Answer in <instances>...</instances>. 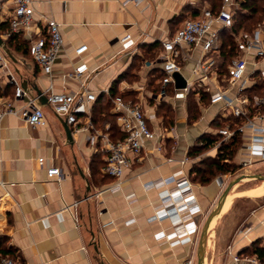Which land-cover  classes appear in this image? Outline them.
<instances>
[{"label": "crops", "instance_id": "1", "mask_svg": "<svg viewBox=\"0 0 264 264\" xmlns=\"http://www.w3.org/2000/svg\"><path fill=\"white\" fill-rule=\"evenodd\" d=\"M205 4L202 0H33L38 27L33 36H47L46 19L59 22L63 33L64 42L51 73L44 72L31 54L9 45L5 31L0 33L5 40L0 54L6 60V64L0 61V101L14 98L16 85L10 81L11 75L18 84L27 81L30 88L37 85L43 93L77 91L86 82L97 96L89 113H78L79 129L70 126L73 142L67 140L58 114L48 103H40L47 118L45 126L33 128L16 114L2 118L0 260L10 257L23 264H183L190 258L199 231L221 193L241 174L219 173L208 183L190 175L197 159L189 155L190 147L200 144L202 135L216 134L221 123L227 121L222 103L212 104L211 95L218 89L229 96L236 94L226 78L221 49L218 72L210 75L203 90L192 91L185 101H175L171 96L177 86L172 83L167 86V96H160L162 74L157 59L163 51L162 42L187 19L185 15L192 9L200 14ZM12 9L10 0H0V24L8 20ZM126 34L134 40L128 49L120 41ZM153 43L156 46L148 53ZM84 44L88 49L77 54L76 48ZM200 56L201 49L195 46L185 48L184 57L179 59L182 79L193 82L195 87L198 75L193 70ZM147 61L153 64L147 67ZM82 63L87 65L83 75H70ZM258 67L264 69V62ZM252 69L250 65L249 71ZM127 72L130 75L121 77ZM256 77H251L249 86ZM152 81L158 86L156 91ZM112 87L117 89L115 95L141 104L147 114L155 113L149 125L163 134L161 149L154 148L156 141L148 142L152 152L134 160L116 191L107 189L114 180L103 174L102 134L118 141L125 133L116 120L114 130L92 122L93 107L100 96L102 102H111L110 112L115 119ZM26 92L37 97L32 89ZM192 100L199 111L197 119L190 122ZM14 103L20 107L24 100L14 99ZM162 104L170 105L175 116L166 118V106ZM258 113L252 108V115ZM90 123L91 128L87 127ZM259 123L264 130V119ZM248 133L252 135H239L241 143L234 161L241 166V159L248 156L251 163L245 171L264 174V155L251 153L249 143L254 133L251 129ZM215 146L209 148H214L211 156L216 155ZM185 157L189 160L183 164ZM40 158H44L42 165ZM52 166L62 171L61 180L48 177L47 169ZM97 167L99 173L95 172ZM185 178L192 182V194L184 202L187 205H164L162 196L175 192ZM249 180L232 188L217 222L222 264H233L236 254L245 256L244 250L256 239L264 244V203L240 221L233 217L240 199L264 195L257 194L261 186L239 189ZM164 211L169 215L161 216ZM176 223L185 231L174 236Z\"/></svg>", "mask_w": 264, "mask_h": 264}, {"label": "built area", "instance_id": "2", "mask_svg": "<svg viewBox=\"0 0 264 264\" xmlns=\"http://www.w3.org/2000/svg\"><path fill=\"white\" fill-rule=\"evenodd\" d=\"M129 1L139 3L142 0ZM10 2L13 9L8 16L9 29L5 32V37L18 34L29 40L31 56L44 72L51 73L53 64L64 42L60 23L52 19H46L47 36L36 38L33 36V32L38 27L34 18L33 0H10ZM238 7L239 0H222V6L219 10H213L210 4L206 3L197 17L185 19L173 35L162 42L163 51L157 59L162 74L161 97L167 96V86L169 84L176 85L174 74L176 72L181 74L182 66L179 59L181 56L184 57L185 48L191 49L195 46L201 49V56L193 70V73L198 75L197 87L194 86L193 82L186 79L185 87H176L171 98L175 101H185L192 91L204 89L210 75L218 72L221 35L223 31L233 27L234 12ZM234 39L239 46L240 53L232 57L227 63L225 74L230 87L236 89V94L235 96H229L226 91L218 89L211 95L210 102L212 104L222 103L225 114L240 118L241 123L235 128L222 127L218 130V133L222 135V140L229 141L236 133L243 137L252 135L248 133L251 129L254 133L252 141L249 143L251 153L264 155V130L259 123L264 119V94L249 97L245 92L253 75L260 73L264 77V69L258 67L260 62H264L263 30L258 28L252 33L242 30L234 34ZM120 41L125 49L132 47L134 44L131 34H126ZM87 49L88 46L84 44L76 48V53L81 55ZM0 61L6 64L5 57L2 54H0ZM152 64L153 62H146L147 67ZM250 65L253 66L251 71H249ZM86 69L87 65L82 63L70 75L79 78ZM10 81L16 85L14 98H6L0 101V122L7 114H16L24 118L33 128L45 126L47 118L44 109L40 105L39 97L30 96L12 75ZM44 94H46L48 104L53 111L63 116L68 124L75 127L76 130L79 129L78 124L80 122L78 113L80 111L89 113L92 103L97 99L96 94L88 89L86 82H82L81 88L77 91H50ZM14 99L24 100V104L17 107ZM252 108L257 109L259 113L252 115ZM113 111L119 128L125 133V137L122 140L113 141L107 135L102 134L105 139L103 172L114 180L113 184L108 186L107 189L116 191L120 188L125 170L132 166L134 160L152 152V149L148 148V142L156 141L154 148L161 149L163 134L158 133L149 125L148 120L154 118L155 113L147 114L141 104L126 100L121 94L115 95L113 98ZM87 127L91 128L92 124L90 123ZM170 130L175 132L172 126H170ZM259 132L262 133L260 137ZM174 137L177 138L176 134ZM188 160L189 158L185 157L181 162L184 164ZM39 163L42 165L44 158H40ZM240 163L242 166H247L251 163V158L248 156L243 157ZM47 175L49 178L57 180H61L64 176L57 166L48 168ZM167 182L168 180L165 179L164 184ZM191 194L192 182L185 178L183 182L178 184L175 192H168L167 195L162 196L163 204L167 205L174 202L175 204L181 203L180 205L185 207L187 204L184 202L188 200ZM160 215L168 216L169 214L164 211ZM183 229L180 223H176L174 236L183 233L185 231ZM167 237L172 236L168 235ZM241 261H245L246 264H264L254 255H234L233 264H240ZM0 264L23 263L10 257H4L0 260ZM183 264H194V262L190 257Z\"/></svg>", "mask_w": 264, "mask_h": 264}, {"label": "trees", "instance_id": "3", "mask_svg": "<svg viewBox=\"0 0 264 264\" xmlns=\"http://www.w3.org/2000/svg\"><path fill=\"white\" fill-rule=\"evenodd\" d=\"M208 4H210L213 10H219L222 6V0H202ZM192 15L197 17L199 15V11L194 9L192 11ZM183 16H179L177 18H181ZM192 17V18H194ZM179 28V27H178ZM177 28V29H178ZM261 28L264 31V0H239V7L234 12V25L231 29H227L222 32L221 35V55L223 56V66L225 69L227 63L231 60L232 57L239 55L240 50L237 42L234 39V34L240 31H246L249 33L254 32L256 29ZM9 29V22H3L0 24V33L2 31H7ZM7 41L9 45H14L16 49L23 50L24 53L30 54V42L27 39H24L22 35H12L7 37ZM156 46V43L150 44L148 47V53L152 52V48ZM130 75V72L123 74L121 77H125ZM160 76V75H159ZM158 76V77H159ZM254 84L247 87L245 92L249 97H253L254 95H262L264 92H260V89L264 87V77L260 75V73L256 74ZM155 91L158 86L152 81V85ZM115 88L112 87L111 93L115 95ZM102 96L98 98L93 107L92 112V122L96 125L98 124L101 128H104L109 124V129H116V120L113 118L114 114H112L108 107H110L111 102L108 100L106 102H102ZM190 108V119H196L198 117V108L195 102L189 104ZM162 106H166L164 109V114L166 118L171 119V106L162 104ZM170 115V116H169ZM193 119V120H194ZM227 120L225 123L229 125L231 128H235L240 122V118H233L232 116H228L225 118ZM171 122V121H170ZM223 127V126H222ZM201 143L195 144L190 147L189 155L197 156L204 150L209 149L212 146L217 145V152L215 156H212L211 163L205 168L202 165H206L204 160H200L198 164H194L190 170V175L194 177L195 180H199L202 183L210 182L216 175L219 173H236V171L241 167L240 164H237L234 159L236 153L239 149L241 140L239 135L236 133L233 138L229 141L222 140V135H220L217 131L216 134H204L200 138ZM102 163V160L100 161ZM105 164V162H104ZM95 172L99 173L100 168H95ZM104 174V173H103ZM105 175V174H104ZM107 176V175H105ZM245 255H254L258 257L262 262H264V244L261 239L254 240L250 246H248L245 250Z\"/></svg>", "mask_w": 264, "mask_h": 264}, {"label": "water", "instance_id": "4", "mask_svg": "<svg viewBox=\"0 0 264 264\" xmlns=\"http://www.w3.org/2000/svg\"><path fill=\"white\" fill-rule=\"evenodd\" d=\"M5 43L4 38L0 35V47L3 46ZM10 57L12 58L13 56L10 55ZM175 79H176V86L179 88L185 87L186 82L185 80L182 79V76L179 72H176L174 74ZM22 86L24 88L25 91H30V89L34 90L37 93V96L39 97V102L41 104H46L48 103L47 101V96L46 94L43 93V91L37 86H33L32 88L29 87L28 82L24 81L22 83ZM65 133H66V138L68 141L73 142V134H72V130L70 125L68 124L67 120L63 117L58 115ZM246 179H261L264 180V174H260V173H254V172H245L243 174H240L239 176L233 178L225 187V189L223 190V192L221 193L218 201L216 202L215 206L213 207V209L211 210V212L209 213L206 221L204 222L201 232H200V237H199V241H198V246H197V264H207L206 261V249H207V244H208V237L209 234L211 232V230L216 226L222 210L224 208V205L230 195V192L232 190V188L246 180Z\"/></svg>", "mask_w": 264, "mask_h": 264}, {"label": "rangeland", "instance_id": "5", "mask_svg": "<svg viewBox=\"0 0 264 264\" xmlns=\"http://www.w3.org/2000/svg\"><path fill=\"white\" fill-rule=\"evenodd\" d=\"M192 11H194V9L191 10V12L188 15H185V17H194L192 15ZM260 92H264V87L260 89ZM109 110H111V107H108ZM165 109V108H164ZM169 114L171 116H175L176 112L173 109L172 112H169ZM194 119V118H193ZM190 120V122L196 120ZM108 125H106V128L108 129ZM221 126L225 127L227 126V123H221ZM110 127V126H109ZM214 148L211 149H207L204 150L203 152H201L200 154L197 155V159L195 161L194 164H198V162L200 160H204L206 165H202L203 168L207 167L210 163H211V153L213 152ZM193 164V165H194ZM247 166H242L237 170V174H243L245 173V168ZM239 172V173H238ZM249 183H244L243 185H241L239 187V189H244L246 187H256V186H261V188L259 189L260 191H258L257 194H262L264 192V180H258V179H251V181H248ZM264 203V195H261L260 197H243L242 199H240L238 206H237V211L235 213V215L233 217H235L234 219L237 220H241L249 211H251L252 209L262 205ZM216 226L211 230L209 237H208V244H207V249H206V261L207 264H222V254H223V249L219 246V242L216 238ZM202 229V228H201ZM201 229L199 231V234L195 240V245L193 246L192 249V254H191V258L193 259L194 264H197V246H198V241H199V237H200V232ZM217 243V244H216Z\"/></svg>", "mask_w": 264, "mask_h": 264}]
</instances>
